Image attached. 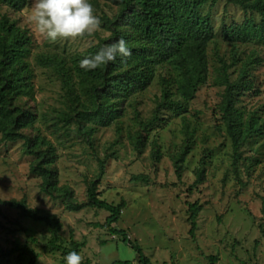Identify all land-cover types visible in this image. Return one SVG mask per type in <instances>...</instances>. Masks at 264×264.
<instances>
[{"label":"rangeland","instance_id":"374dc122","mask_svg":"<svg viewBox=\"0 0 264 264\" xmlns=\"http://www.w3.org/2000/svg\"><path fill=\"white\" fill-rule=\"evenodd\" d=\"M91 3L100 20L93 34L50 43L27 22L32 0L18 9L0 1V23L29 38L25 87L13 100L30 115L22 131L51 148L49 166L61 187L55 197L46 193L25 140H6L0 132V247L27 245L37 253L36 264H64L70 250L81 254V264H138L128 241L98 226L110 213L88 204L95 180L99 198L124 202L113 225L125 229L150 264H264V17L239 1L199 0L197 11L210 20L213 35L191 98L177 90L171 64L155 63L144 68L148 82L122 97L111 117L112 108L80 118L82 103H96L77 76L78 61L106 45L112 35L107 19L120 9L117 0ZM228 98L235 134L250 123L257 131L234 137L224 111ZM12 201L55 216L57 240L51 243L47 222L26 216ZM195 202L202 208L191 231L189 204ZM17 255L0 253V264H17Z\"/></svg>","mask_w":264,"mask_h":264},{"label":"trees","instance_id":"16d2710c","mask_svg":"<svg viewBox=\"0 0 264 264\" xmlns=\"http://www.w3.org/2000/svg\"><path fill=\"white\" fill-rule=\"evenodd\" d=\"M13 8H21L27 0H0ZM218 0H212L213 3ZM242 3L245 8L257 10L264 17L263 0H235ZM120 9L116 18H108L112 35L105 43H111L123 37L129 48L131 55L110 62L105 66L95 70L85 71L77 67V76L87 86L90 102L96 103L92 108L86 103H82V110H77L76 115L80 118L92 115H102L109 110L108 116H112L114 111L121 108V99L129 94L135 86L145 85L150 74L146 73L155 63L171 64L177 75L173 82L176 83L180 95L189 99L194 94L195 89L203 80L206 69V43L212 37L213 31L210 20L201 16L197 11L199 0H117ZM130 23L129 29H123L122 25ZM28 37L20 29L7 21L0 23V132L6 140L24 139V148L27 153L37 156V160L32 164V172L38 173L42 177V189L51 196L56 195V191L61 188L56 184V172L50 168L52 160V150L41 147L43 138L30 136L22 131L26 124L28 113L20 106H14V97L23 91L25 87V77L23 71L28 66L23 61V57L28 49ZM103 46V45H102ZM101 47V46H100ZM92 54L87 52L86 55ZM52 60L48 59V63ZM172 81H168L170 84ZM230 89L235 90L234 84H230ZM115 98L111 102L110 99ZM228 107L224 108L225 116L234 137L249 135L250 132L257 131L255 123H250L249 128H244L236 133L234 110L230 106L231 98H228ZM112 108V109H111ZM83 127L80 126L79 131ZM260 130V129H259ZM105 163L100 160L99 176L104 175ZM65 193H69L66 190ZM12 203L20 207L24 214L38 221L47 222L53 231L51 243L58 238L60 222L55 216L33 208H27L25 202ZM88 204L96 208H102L110 214L106 217L105 224L112 234H120L128 244L136 250L138 264H150V260L144 254L140 245L129 239L125 229H118L113 225L120 217L124 202L118 204L109 203L99 198V192L94 180L88 188ZM78 207V206H77ZM201 205L189 204L191 231L196 227V219L201 210ZM0 253L4 256L17 255V264H36L37 253L27 245L12 247ZM129 261H114L112 264H128Z\"/></svg>","mask_w":264,"mask_h":264},{"label":"clouds","instance_id":"9594fccd","mask_svg":"<svg viewBox=\"0 0 264 264\" xmlns=\"http://www.w3.org/2000/svg\"><path fill=\"white\" fill-rule=\"evenodd\" d=\"M27 22L44 39L55 43L60 39L83 37L93 34L100 20L95 14L91 0H32ZM131 55L127 41L117 40L99 47L94 53L79 59L78 66L85 70H95L110 62ZM82 256L70 250L63 256L64 264H81Z\"/></svg>","mask_w":264,"mask_h":264}]
</instances>
